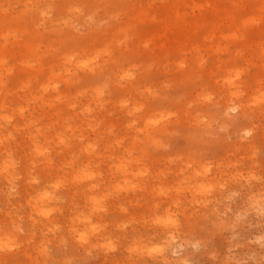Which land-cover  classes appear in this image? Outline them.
I'll use <instances>...</instances> for the list:
<instances>
[{"label": "rangeland", "instance_id": "374dc122", "mask_svg": "<svg viewBox=\"0 0 264 264\" xmlns=\"http://www.w3.org/2000/svg\"><path fill=\"white\" fill-rule=\"evenodd\" d=\"M260 6L0 0V264H264Z\"/></svg>", "mask_w": 264, "mask_h": 264}, {"label": "bare ground", "instance_id": "6f19581e", "mask_svg": "<svg viewBox=\"0 0 264 264\" xmlns=\"http://www.w3.org/2000/svg\"><path fill=\"white\" fill-rule=\"evenodd\" d=\"M193 2H194V4H198L200 2V0H193ZM249 9L251 10V7ZM168 11L169 10H167V12ZM263 11H264V1L261 0V6L258 7V13H255V15L253 14V19L255 17H257L258 15L260 16L261 12H263ZM234 20H235V17L233 16V13L230 10H228L227 14L225 15L224 22L232 24ZM237 20H239L242 24H245L248 21V19H241V18H237ZM13 23H15L17 25L19 24L17 16H12L10 14H5L3 17L1 16L0 17V30L9 31L11 29ZM254 44H257L262 49H264V46H261V44L258 41H255ZM25 45L27 48V52H29V54L30 53L33 55L36 54L37 47H38L37 45H33L31 42H27V43H25ZM4 61H5V56L3 54H0V63H4ZM237 107H239V106H237ZM79 237H85V236L81 234Z\"/></svg>", "mask_w": 264, "mask_h": 264}]
</instances>
